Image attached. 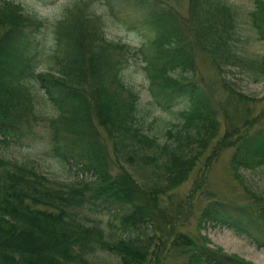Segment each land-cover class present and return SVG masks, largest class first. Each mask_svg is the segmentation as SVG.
I'll use <instances>...</instances> for the list:
<instances>
[{
	"label": "trees",
	"instance_id": "obj_1",
	"mask_svg": "<svg viewBox=\"0 0 264 264\" xmlns=\"http://www.w3.org/2000/svg\"><path fill=\"white\" fill-rule=\"evenodd\" d=\"M121 1L146 12V21L157 27L150 53L109 39L99 16L78 9L56 23L55 45L43 57V72H35L43 21L19 3L0 1V142L28 136L42 119L28 84L35 77L53 108L44 117L46 154L77 174L53 179L0 155V264H96L100 253L117 257L120 264H142L155 240L171 242L169 234L156 239L147 231L154 221L166 224L158 198L187 179L196 156L219 131L212 96L193 77L192 48L207 50L219 70L236 66L254 80L264 78V57L236 49L242 20L221 0H189L193 47L170 7L157 0ZM247 18L264 41V0H254ZM139 53L156 107L164 111L187 101L179 129L167 131L170 140L144 131L150 114L139 107L138 87L124 73ZM101 131L111 140L112 154ZM230 143L235 144V165L255 152L264 154V125ZM138 167L141 181L132 175ZM200 217L242 231L264 247V204L252 212L208 199ZM173 243L181 250L191 245L186 264H253L183 237Z\"/></svg>",
	"mask_w": 264,
	"mask_h": 264
},
{
	"label": "rangeland",
	"instance_id": "obj_2",
	"mask_svg": "<svg viewBox=\"0 0 264 264\" xmlns=\"http://www.w3.org/2000/svg\"><path fill=\"white\" fill-rule=\"evenodd\" d=\"M1 1V0H0ZM19 3L23 9L43 21L37 34L39 40L36 56L37 70L44 71L46 53L54 48L56 23L64 16L78 14L85 9L99 16L103 29L109 39L129 44L143 52L153 49L149 41L157 34V27L146 21V12L121 0H11ZM214 4V0H211ZM236 12L242 20L234 41L238 52L249 57H264V41L259 39L247 14L254 6V0H221ZM159 4L170 7L180 18L178 24L186 34L191 47L189 0H157ZM73 9V10H72ZM72 10V11H71ZM194 78L204 86L212 96L219 121L218 134L211 139L207 147L196 156L195 167L187 179L173 190L158 198L157 204L166 213V224L154 221L147 229L155 238L169 234L170 243L162 238L155 240L142 264H186L191 245L184 250L175 247L176 236L183 237L186 243L204 244L206 248L221 249L235 254L253 264H264V247H258L246 233L232 227L211 225L200 217V210L208 199H217L232 206H240L255 212L264 204V154L254 153L247 162L235 165L233 155L235 145L231 140L237 135H249L250 131L264 125V78L254 80L244 68L228 66L219 70L213 64L210 53L199 47H193ZM41 56V57H40ZM141 54L127 64L124 73L138 87L139 107L149 112L144 123V131L156 135L161 141L170 140L167 131L176 132L182 118L180 112L187 109V101H180L169 110H161L152 102L150 92L141 74ZM230 86L227 87L228 83ZM34 97L35 110L42 117L29 128L28 136L9 142H0V155L7 160L33 166L48 177L58 180L75 179L76 171H69L46 154V132L44 117L53 112L43 90L35 82L28 80ZM240 95V96H239ZM30 124L31 121H30ZM31 130V131H30ZM234 130V131H232ZM112 154V143L101 131ZM221 140H224L221 142ZM220 143V144H219ZM127 165V164H126ZM128 167V166H127ZM129 168V167H128ZM143 169L132 171L137 181L143 178ZM106 220L107 216L102 217ZM257 231L253 226H247ZM186 238V239H185ZM157 243V244H156ZM96 264H120L117 257L100 253Z\"/></svg>",
	"mask_w": 264,
	"mask_h": 264
}]
</instances>
